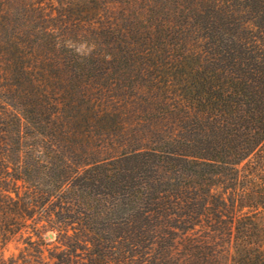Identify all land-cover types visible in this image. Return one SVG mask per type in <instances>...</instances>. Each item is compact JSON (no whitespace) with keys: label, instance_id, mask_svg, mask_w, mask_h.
Masks as SVG:
<instances>
[{"label":"trees","instance_id":"obj_1","mask_svg":"<svg viewBox=\"0 0 264 264\" xmlns=\"http://www.w3.org/2000/svg\"><path fill=\"white\" fill-rule=\"evenodd\" d=\"M263 142L264 0H0L6 264H264Z\"/></svg>","mask_w":264,"mask_h":264},{"label":"rangeland","instance_id":"obj_2","mask_svg":"<svg viewBox=\"0 0 264 264\" xmlns=\"http://www.w3.org/2000/svg\"><path fill=\"white\" fill-rule=\"evenodd\" d=\"M30 2L35 0H28ZM16 11H22V8L16 6ZM55 13V11H52ZM34 160L31 157L26 158V166L30 169L33 168ZM253 167V168H252ZM259 167V169H258ZM238 168V179L239 183L242 186V189H246L247 193H250L252 196L260 193L258 176L264 175V142L259 148V151L255 154L250 155L249 157L243 159L237 166ZM252 168V169H251ZM257 169V176L249 178L247 176L249 170ZM32 171V170H31ZM42 171V170H41ZM53 175L52 173H48ZM41 175V174H40ZM42 177V176H41ZM244 189V191H245ZM241 214L247 212L246 214L253 220L256 226V236L259 241L263 244L261 245L262 251L264 252V200L262 203L257 204L255 207H246L243 206L239 211ZM27 225L23 227L21 231L14 236H12L7 243L0 249V264H6L9 257L12 255H17L19 249H21L24 244L23 241L26 236L31 235L32 239H38L41 237L43 242L44 251L43 255H48V250H54L55 246L60 244L61 236H58V230L55 229V216L49 214V211L45 212H27ZM66 227V226H65ZM66 229V228H65ZM70 233V231H68Z\"/></svg>","mask_w":264,"mask_h":264}]
</instances>
